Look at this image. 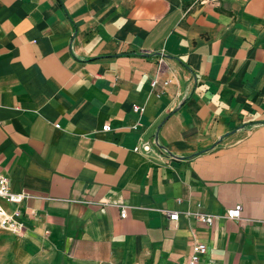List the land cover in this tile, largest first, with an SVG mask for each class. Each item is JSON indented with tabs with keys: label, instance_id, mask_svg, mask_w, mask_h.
<instances>
[{
	"label": "crops",
	"instance_id": "obj_1",
	"mask_svg": "<svg viewBox=\"0 0 264 264\" xmlns=\"http://www.w3.org/2000/svg\"><path fill=\"white\" fill-rule=\"evenodd\" d=\"M0 169V264H264V0H0Z\"/></svg>",
	"mask_w": 264,
	"mask_h": 264
},
{
	"label": "built area",
	"instance_id": "obj_2",
	"mask_svg": "<svg viewBox=\"0 0 264 264\" xmlns=\"http://www.w3.org/2000/svg\"><path fill=\"white\" fill-rule=\"evenodd\" d=\"M208 2L210 0H200ZM159 83L157 78H154L150 81V86L154 87ZM167 82L163 81L162 84L165 85ZM133 110L136 112L141 111V108L138 105L133 106ZM57 127V126H56ZM102 130H109L108 125L102 126ZM135 151H139V147L134 148ZM148 146H143L142 151H148ZM25 196L20 193H14L9 189V181L7 176L0 169V198L4 199L9 203H20ZM168 220H177L178 212L176 211H164ZM19 211L14 210L12 213H7L0 206V227L8 230L13 233H19L23 227V224L17 220L19 216ZM187 215L194 216L198 220L205 222L206 224H211L215 217H223L228 219H238L240 217V206L237 205L234 208L227 209L223 215L217 216L212 214H204V213H187ZM126 216V207L122 206L120 209V217L124 218ZM206 252V247L203 243L193 242L190 247V252L188 256L180 263V264H198L202 255Z\"/></svg>",
	"mask_w": 264,
	"mask_h": 264
}]
</instances>
